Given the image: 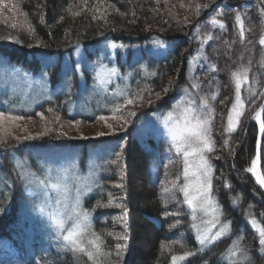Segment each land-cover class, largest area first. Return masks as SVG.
Listing matches in <instances>:
<instances>
[{"label": "trees", "instance_id": "1", "mask_svg": "<svg viewBox=\"0 0 264 264\" xmlns=\"http://www.w3.org/2000/svg\"><path fill=\"white\" fill-rule=\"evenodd\" d=\"M15 1L28 20L32 21L31 28L27 30L19 27L16 30L18 32H14L8 28L9 31L4 30L0 26V51L8 55L5 56L11 64H19L36 75L46 71L52 84L54 82L57 84L64 78L62 82L66 85V92L70 91L63 95L56 90L54 100L50 99L37 107V112L50 106L60 115H68L65 101L75 98L77 80L73 74L64 73L60 62L62 57L69 54L70 58L74 59L75 50L81 49L85 56L92 60L100 44L113 41L119 42L123 47L127 45L139 47L136 48L139 53H133L139 54L133 58L135 63L131 66L133 77L124 87L130 96L149 89L155 92L168 88L169 91L162 100L149 106L156 109L161 107L163 108L161 112H166L175 105L183 88H188L197 102L200 97H208V108L204 111L211 119L212 128L210 137L213 151L208 153L215 170L212 193L219 204V218L229 224V227L228 233L219 238L214 246L209 248L205 245L204 249H201L197 240V229L192 227L189 210H186L178 224L176 222L179 219L174 215L164 216L166 206L157 190L152 189L157 179H151L153 173L159 176L162 169L161 150L166 142L164 135L158 140L156 137L141 139L137 136L131 137L128 132L98 140L72 141L63 138L64 142L56 144L49 142L50 138L54 137L52 135L18 143L0 139V253L5 251L4 240L12 242L21 250L15 259L14 255L0 256V264H117L116 245L121 244L114 228V219L117 217L120 219L126 217L128 220L127 231L124 233L128 242V248L125 249L127 254L121 253L118 264H170L173 255L182 256L186 251L199 254L176 262L218 264V260L223 256L225 259L221 260V264H235L239 254L237 257L229 258L227 250L230 247L233 250L237 247L248 250L250 264H264V247L259 242V233L264 231V192L256 184L248 169L255 158L257 126L252 123L249 126L250 130L247 128L244 130L243 127L230 136L224 129L225 115L236 92L233 72H237L238 75L245 74L246 81L243 82L241 92L247 105L255 103L250 108L253 112H256L263 101L264 45L259 41L264 38V25L259 20L258 12L263 13L264 17V2L199 0L203 6L198 17L193 22L184 24L181 21L168 20L178 14L179 11L176 10L179 4L188 6L190 2L197 0H168L167 3H171V6L165 3L156 5L149 0L144 5L142 2L145 0ZM174 1L176 3H173ZM83 2H90L91 6L100 2L109 3L112 6L110 16L106 17L90 6L84 8ZM204 5L208 7L205 8ZM149 8L154 9L151 12L154 15L148 13ZM115 11L116 13H113ZM237 15H240L243 21V36H240V26L235 20ZM213 20L218 22L213 24ZM221 24L224 28L220 27ZM209 36L213 39L209 40ZM157 40L169 44L161 56L151 52L150 46ZM128 55L130 59L131 54ZM45 57L49 61L45 60ZM118 62L123 61L120 59ZM86 80L89 83V74ZM68 81L71 82L70 89L66 83ZM254 83L261 85L260 96L255 101L251 97V86ZM83 89L86 90L85 87ZM6 99L0 97V100ZM112 99L114 98H110V105L108 103L104 105L112 107L114 103L121 101ZM6 101L0 103L1 110H9ZM13 102L8 101L11 105H14ZM113 111L114 107L97 113L106 114ZM17 113L30 116L36 114L25 111ZM79 116L91 118L86 114ZM79 116L78 113L76 116L70 115L71 118ZM48 143H53V146H65L66 148L62 149L65 151L69 148L75 149L82 170L88 167L87 163L94 154L97 153L95 157L101 158L100 169L104 175H101L100 185L94 190L100 195L87 197L84 200V209L91 213L92 231L102 236V252H110V257L97 256L95 261H88L85 254L62 249L56 241L34 244L33 254L29 257L22 253L26 248L17 242L15 232L19 230L21 218L19 212L29 201V197L25 193L21 179L17 178L19 168L13 170L16 165L13 160L15 157L24 158L29 165L38 170V162L43 158L40 148ZM120 145H124L121 152L125 163L126 183L122 189L125 198L121 202L126 212L114 203L110 185V181L118 175V172L111 168L114 167L112 162ZM105 147L114 149L111 154H103ZM262 172L264 175V152ZM253 220L257 221L259 228L252 223ZM174 223L176 227L170 228ZM197 228L200 229V226ZM179 233L184 234L185 241L177 239ZM238 237L242 239L237 245ZM90 238V236L84 238V244L89 250ZM162 244L165 245L163 250Z\"/></svg>", "mask_w": 264, "mask_h": 264}, {"label": "rangeland", "instance_id": "2", "mask_svg": "<svg viewBox=\"0 0 264 264\" xmlns=\"http://www.w3.org/2000/svg\"><path fill=\"white\" fill-rule=\"evenodd\" d=\"M147 0L143 1L142 4L144 5ZM152 3H155L156 5H159L160 3H165L167 5L171 6V3H167L168 0H149ZM173 1V0H172ZM194 1V0H193ZM90 3V2H89ZM87 2H83L84 8L87 6H90L95 9L96 12H100L104 14L106 17H109L111 11L110 9L112 6L109 3L106 2H100L99 4H93L92 6L89 5ZM173 3H176L175 1ZM193 4V5H192ZM203 6L202 3H199V0L190 2V5H182L179 4L178 9L176 11H179L178 14H176L173 17H170L168 22H177L181 21V23L188 24L190 21H194L198 15H197V8L196 5ZM177 5V4H176ZM200 7V8H201ZM110 11V13H109ZM154 11L150 8L148 9V13L150 15H154L151 12ZM113 13H116L113 12ZM118 14V13H117ZM120 15V13L118 14ZM259 20L262 25H264V17L263 13L261 14L258 12ZM100 17V16H99ZM99 20V18H97ZM32 21L28 20L27 16L20 10V8L17 6L15 0H0V26L4 30H12L14 32L17 28L22 29H30ZM8 24V25H7ZM8 28V29H7ZM8 30V31H9ZM167 43L156 41L154 44L150 46L151 52L154 55L161 56V53H164L168 48ZM99 50H95V57L94 59L90 60L87 56L82 52L81 49L75 50V53L73 55L74 59H71L69 54L62 57L61 61L63 66L64 73L68 74L71 73L75 76V79L77 80V90L75 94V98H70L65 101L67 103V112L68 115H60L58 111H55L52 109V107H46L42 111L37 112V107L43 105L48 100H54V97L56 96L55 91L57 93L66 94L69 92H66V85L62 81L59 83L52 84L49 77L45 84L41 83V76L36 75L34 72L30 71L29 69H25L23 66L19 64L10 63L8 60L7 55L4 52L0 51V57H6L7 58V64L14 66L16 69L22 68L24 72H30L32 73V76L29 77L27 80L24 78H17L16 74L13 73L11 67H5V61L3 59H0V97L2 99H6L9 102L12 100L14 101V105H11L6 101V105L9 110H1L0 112H3L6 116L11 115H19L22 116L23 119L12 121V120H5L3 124H0V139H8L12 140L13 143H18L25 139V137L32 136L34 139L30 140H37L43 137H49V135H52L54 137H51L49 142H53L54 144L64 142L63 138H67L69 140H88V139H101V138H107V137H113V136H119L120 134H126L129 132L128 135L131 137L137 136L141 139H148L149 137H156L158 138L160 136H163V128H162V119L165 115H167L168 112H173L174 118H177L180 114V111L182 107L187 106L186 104L181 106V108H177L178 102L183 98L184 92L183 88L181 96L175 101V105L171 107L170 109L166 110V112H161L163 108H154L149 107L150 105L147 102L139 103L137 102L134 105H127V100L132 98H137L136 95L130 96L127 89L125 90V86L129 84L130 80L133 77V67L131 66L135 63H133L135 57H137L139 54L133 53H139V50L136 48L139 47H129L128 45L126 47H123L119 42H108L103 43L99 45ZM264 51V50H263ZM97 52V54H96ZM130 59H129V55ZM120 55V57H118ZM8 56V55H7ZM55 58V57H54ZM45 60H48L47 57L44 58ZM117 59H122L123 62L119 63ZM126 61H124V60ZM128 61V62H127ZM126 62V63H125ZM47 63V62H45ZM78 64V70L73 71L74 68H76ZM100 65H104L107 68H115L117 70V75L111 76L106 78L105 82L103 84H100L95 79V72L93 70L94 67H99ZM141 66V65H140ZM45 71H42V73ZM70 74V75H71ZM90 75V81L87 83V75ZM245 74L238 75L239 79L241 80V87L243 85V82L246 81ZM146 76V75H145ZM125 77H127L125 79ZM66 79V78H65ZM86 80V82H85ZM67 81V80H66ZM236 81V77H235ZM67 83V82H66ZM86 88L83 89V88ZM151 90V89H149ZM148 90V91H149ZM148 91H144L142 93H139V95H143L145 97V101L147 99H151L153 103H156L164 98L165 94L164 91H155L161 93V99L157 100L156 96L152 94L151 96L147 95ZM153 93L154 91L151 90ZM261 92V85L260 84H252L251 86V97L252 100H257L260 96ZM72 94V91L70 95ZM129 94V95H128ZM6 97V98H5ZM110 98H114L115 100L120 102H117L113 104L111 103L112 107H107L104 105L105 103H108L110 105ZM112 99V100H114ZM264 99V95H263ZM3 100H0V103L3 102ZM152 103V104H153ZM236 103V92L234 96L232 97V101L230 105L228 106V111L225 115L224 120V129L226 130V134L230 136L235 131H238L244 127L247 128V130H250L249 121L251 118L254 117L252 108L254 104L252 103H246L244 96H242V92L240 90V106L238 110L242 113L240 116L236 117L234 116L235 123L232 125L231 128H229L228 125V116L232 112V106ZM262 104V103H261ZM127 105V109L130 111H135L137 113V116L130 117L129 123L126 126H121L120 123H117V121L108 119L107 124H111L112 127H107V124L104 121H101L98 119L99 115H108L111 116L115 113V108H124ZM157 106V104L155 105ZM93 109H91V108ZM114 107V111L111 113L106 114H98L97 112L100 110H110ZM154 108V109H152ZM152 109V110H151ZM25 111L26 113H33L36 112L33 116L28 115H21L17 112ZM257 111V110H256ZM43 113L45 119L40 118V114ZM79 114H86L87 116H91V118H84L82 116L71 118L70 115ZM210 121L209 127H210V133L211 136L212 128H211V119L207 116L208 113L204 111L203 113ZM124 115H127V112L124 113ZM69 116V117H68ZM57 118H59L57 120ZM247 123V125H246ZM252 124V123H251ZM247 126V127H245ZM49 129L46 135H40L41 133L45 132V129ZM100 133H104L103 136L99 135ZM19 139H16V138ZM165 146L161 150V158L162 160V169L160 170L159 176L156 175V173L152 174L151 179L155 178L157 179L154 183L152 189H156L158 195L162 199H167V204L165 205L167 208L173 210V213L180 212L179 216H175L179 219V223L182 220V217L186 210H189V215L193 222L196 223L197 226H200V230L204 231L206 229H210L211 232L218 231L222 224H225L226 222L223 221L222 218H219V204L217 203V200L214 197V194L212 193V199L214 201L213 205L209 206V212L205 213L202 209L198 208L195 216L196 219L193 221L192 215H191V209L188 208L187 204L182 203L183 202V193L179 191L178 186H182L184 183V178L182 175L183 172V163H182V156L178 155L175 148L173 147L171 151L169 150V140L165 139ZM52 144L45 145L43 148H40V152L43 155V158L38 162V170H35L26 159L15 157L16 159L13 160L16 164L17 162H26L25 172H32L36 173L37 177L39 179L46 180L48 187L45 189L48 199L47 201L41 197L37 189L33 184L27 183V181H22V185L25 189V193L27 194V197H29V201L24 204V207L21 208L19 215H20V221H19V230L18 232H15V236L17 238V242L21 243V247H25L23 254L26 255V257H29L33 254L32 252V246L34 244H43L45 242L51 243V241H56L53 238V234L55 232V229L51 226L50 220L48 219L47 214H41L39 209L41 207H44L47 212H58L62 211L64 205L67 203L68 205H71L74 202L77 189H79L81 192H83V195L81 196V207L84 209V200L87 197H92L93 195L99 194L97 191H94L97 187V185H100L99 178L101 177V158L95 157L96 154H94L92 159L88 161V167H85V170L80 169V158H78L76 151L71 150L70 148L65 151L62 149H65L66 147H60L58 145ZM264 143V141H263ZM212 146V144H211ZM65 147V148H64ZM264 144L262 146L261 154H263L264 150ZM109 147H105L103 150V154L105 153H112L113 148L108 149ZM121 149H124V145H120V148L116 150L117 155L115 156L113 160L112 170L114 172H118V175H115L114 180L110 181L111 189L113 191V201L117 204H123L121 201L124 200L125 193L122 190L123 187L126 185L125 183V167H124V161L122 160V152ZM102 150V149H101ZM110 151V152H108ZM160 151V150H159ZM209 152H206L205 155L209 159ZM36 154V152H35ZM160 158V159H161ZM96 162V167L94 170L91 168L92 162ZM161 161V160H160ZM254 161V160H253ZM209 163L211 165V171L209 172L208 178L211 180L213 189H214V165L209 159ZM253 163V162H252ZM47 164L53 168L59 169V168H67L70 167L71 164H75V170H76V176L78 179L72 180L70 179L67 182V191H63L60 189L52 188L51 184L56 183V180L54 178L49 179L48 177L44 176L41 173V166ZM167 166V167H165ZM252 164L248 169H251ZM119 170V171H117ZM55 174H53L54 176ZM141 184V183H140ZM122 185V187H121ZM167 193V195H165ZM100 195V194H99ZM216 208L217 211L215 214L212 213L211 209ZM85 210V209H84ZM213 215H216L219 219V223H215V227H213ZM127 218H119L117 217L114 219V225L117 233V237L125 236L127 231ZM252 222L256 227H260L259 224H257V221L253 220ZM70 223V222H69ZM178 224V223H177ZM258 227V228H259ZM225 234L228 233V228H225ZM223 237V236H222ZM221 237V238H222ZM178 240L181 242L185 241L184 234L179 233ZM119 242L122 245H125V247L122 249L121 253L127 254V251L125 252V249L128 248L127 246V239L120 240ZM4 250L0 253V256L3 255H14V259L16 258L17 254L20 253L19 250L16 248V246L13 245L12 242L4 240ZM42 247V246H41ZM41 247H38L40 249ZM21 256V255H20ZM17 263V261H14ZM170 264H173L171 262ZM175 264H179V262H175Z\"/></svg>", "mask_w": 264, "mask_h": 264}, {"label": "snow or ice", "instance_id": "3", "mask_svg": "<svg viewBox=\"0 0 264 264\" xmlns=\"http://www.w3.org/2000/svg\"><path fill=\"white\" fill-rule=\"evenodd\" d=\"M264 2V0H262ZM200 5H196L197 8V15L200 13ZM205 8L208 5H204ZM95 18V17H94ZM236 22L239 23L240 26V36L244 35V25L243 21L241 20V16L237 15L235 17ZM218 21L213 20L212 23L216 24ZM221 28H224V25H220ZM209 40L213 38L211 36L208 37ZM259 43L264 45V38H261ZM5 61V67H11L13 73L16 74L17 78H24L27 80L29 77L32 76L30 72H24L22 68L16 69L14 66L7 64L6 57H0ZM78 70V64L73 71ZM95 72V79L100 84H103L106 78L117 75V70L115 68H107L104 65H100L99 67L93 68ZM213 70L214 66H213ZM41 76V83L45 84L48 80L47 72H43L40 74ZM233 77H236L235 81V89H236V103L232 106V112L228 116V125L229 128L235 123L234 116L238 117L242 113L238 110L240 106V90H241V80L239 79L238 73L233 72ZM127 77H125L126 79ZM67 86L69 89L71 88V82H67ZM164 93L167 94L169 89L164 88ZM184 96L178 102L177 108H181L183 105H187L182 107L180 114L177 118H174L173 112H168L162 119V134L169 140V150L174 147L177 154L182 156V163H183V178L184 183L182 186H178L179 191L183 193V202L187 204L188 208L191 209V215L193 221H195L196 216L195 213L198 208L202 209L205 213L209 212V206L213 205L214 201L212 199V191L213 186L211 180L208 178L209 172L211 171V165L209 163V159L205 155L206 152H212V141L209 135L210 133V121L209 119L203 114L204 110L208 108V97H200L198 102L196 99H193L191 93L189 92L188 88L183 90ZM154 94L157 100L161 99L160 92H152L149 90L147 92L148 96ZM214 98V97H213ZM137 102L144 103L147 102L151 105L153 102L151 99H147L145 101V97L143 95L137 94V98H132L127 100V105H134ZM127 105L124 108H115V113L111 116L108 115H99L98 119L104 121L107 124L108 119H112L120 123L121 126H126L129 123L130 117L137 116L135 111H130L127 109ZM210 111V110H209ZM127 112L125 116L124 113ZM260 113H256V118L259 120ZM40 118L43 120L45 119L44 114H40ZM23 119L22 116L19 115H11L6 116L3 112H0V124H3L5 120H20ZM59 118H57L58 120ZM107 127L111 128V124H107ZM49 129H45L44 133L40 135H46ZM260 132L264 133V122L260 123ZM99 135L103 136L104 133H100ZM16 139H19L18 137ZM25 139H34L32 136L25 137ZM253 165H255V161H253ZM26 162H17L14 165V169L16 170L19 168V172L17 174L18 179H22L27 181L29 184H33L37 189L38 194L43 197L46 201L48 199L47 193L45 189L48 187L46 180L39 179L36 173L32 172H25ZM96 167V162L93 161L91 164L92 170ZM167 167V166H165ZM41 173L48 177L49 179L54 178L56 183L51 184L52 188L60 189L63 191H67V182L72 179H78L76 176L75 164H71L70 167L67 168H53L47 164L41 166ZM254 174L256 172L255 166L252 169H249ZM53 174H55L53 176ZM256 179L260 185L264 186V176L256 175ZM15 180L13 181V185H15ZM122 187V185H121ZM83 192L77 189L76 196L74 202L71 205L67 203L64 205L62 211L58 212H47L44 207L39 209L41 214H47L48 219L50 220L51 226L55 229L53 234V238L56 240L58 246L65 250H70L73 253H82L87 256L88 261H95L97 256L101 257H110L111 253H104L102 252V236L101 234H97L92 231V223H91V213L87 210H84L81 207V196ZM167 195V193H165ZM111 203V201H109ZM163 203L167 204V199L163 200ZM117 207L124 209L126 212V208L123 204H117ZM212 213L215 214L217 209L212 208ZM179 216L180 212H170L166 207L164 210V216ZM70 222V223H69ZM177 221L176 223H178ZM219 219L216 215H213V227H215V223H219ZM176 223L172 224L170 228H175ZM193 228L197 229V240L201 249H204V246L207 245L209 248L214 246L215 243L218 241L219 238L224 236L225 228L229 227V224L225 223L222 224L221 228L216 232H211L210 229H206L201 231L197 228V225L193 222ZM90 236L91 238L88 239V245L91 246V250L84 244V238ZM260 236V245L264 247V231L259 233ZM120 240L127 239V236L119 237ZM242 238H237V245ZM125 245L117 244L116 245V260L117 264L119 262V258L121 255L122 249ZM162 250L165 248V245L162 244ZM197 253H192L186 251L182 256L173 255L171 260L173 264L177 260H185L188 256L196 255ZM239 254V259L235 261V264H250V252L246 249L237 247L236 250H233L230 247L227 250V256L237 257ZM59 255V253H57ZM225 257L221 256L220 260H218V264H221V260H224Z\"/></svg>", "mask_w": 264, "mask_h": 264}, {"label": "water", "instance_id": "4", "mask_svg": "<svg viewBox=\"0 0 264 264\" xmlns=\"http://www.w3.org/2000/svg\"><path fill=\"white\" fill-rule=\"evenodd\" d=\"M259 112L260 113V117L259 120L256 118V113ZM264 122V99L262 101V104L260 105V107L257 109V111L254 113V117L251 118V120L249 121V124L253 123L257 126V138H256V146H255V165H253L252 163V167L251 169L255 166L256 172L255 174L250 171L253 179L255 180L256 184L262 189V191L264 192V186L260 185L259 182L256 179V175H260V176H264L263 172H262V146H263V140H264V133L260 132V123Z\"/></svg>", "mask_w": 264, "mask_h": 264}]
</instances>
